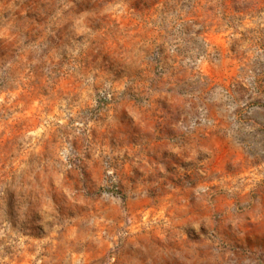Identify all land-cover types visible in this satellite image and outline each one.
<instances>
[{"label":"rangeland","instance_id":"374dc122","mask_svg":"<svg viewBox=\"0 0 264 264\" xmlns=\"http://www.w3.org/2000/svg\"><path fill=\"white\" fill-rule=\"evenodd\" d=\"M0 264H264V0H0Z\"/></svg>","mask_w":264,"mask_h":264}]
</instances>
